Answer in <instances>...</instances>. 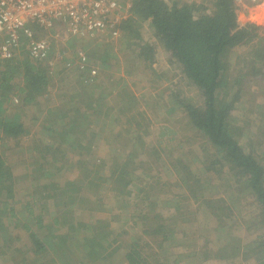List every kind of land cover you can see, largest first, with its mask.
<instances>
[{"label": "trees", "instance_id": "obj_1", "mask_svg": "<svg viewBox=\"0 0 264 264\" xmlns=\"http://www.w3.org/2000/svg\"><path fill=\"white\" fill-rule=\"evenodd\" d=\"M33 28L35 38L45 36L43 30ZM117 32L125 70L114 83V95L100 92L94 100L88 97L86 112L66 106L45 108L39 123L32 119L39 124L35 132L39 135L29 137L35 153L21 149L22 136L28 134L21 112L31 105L43 109L37 98L48 99L50 66L27 55L0 62V259L8 264H179L184 254H175L173 248L182 247L177 235L185 237L183 228L194 222L188 207L195 205L196 209L204 206L215 225L198 231L200 245L196 251L191 247L188 254L192 255L184 258L199 264L212 260L264 264V110L244 113V103L255 95L248 96L243 89L246 84L264 83V26L233 0H131ZM158 51L179 80L171 83L170 91L160 95L154 107L163 111L168 122L179 116L200 136L202 159L193 158L205 178L195 176L179 154L168 167L177 177L172 185L186 193L185 205L171 195L158 198L167 193L165 184L148 171L152 164L164 162L159 146L145 142L156 124L155 109L143 107V95L137 99L120 85L128 76L155 73L152 65ZM118 52L106 55L102 64L118 60ZM15 77L19 85L12 82ZM81 92L74 95L85 94ZM15 96L21 106L5 115L4 104ZM254 104L250 102L249 109ZM92 119L99 120L98 128L104 130L101 139L109 150L105 162L95 158V145L91 149L89 142L93 137L88 141L84 134ZM159 123V135L167 136L168 128ZM14 146L20 148L14 151ZM28 150L33 154L28 155ZM152 156L157 161L150 162ZM16 167L25 171L23 176L14 175ZM19 179L31 184L28 196L35 201L12 210L9 204ZM106 196L111 199L108 207ZM241 202L254 207L246 217L238 209ZM49 205L54 211L45 224ZM32 206L39 208L34 217ZM95 211L104 216H92ZM119 222L121 229L116 232L112 226ZM10 227L22 229L26 246L14 245L20 238ZM135 227L138 232L127 235ZM217 231L224 244L213 249Z\"/></svg>", "mask_w": 264, "mask_h": 264}, {"label": "rangeland", "instance_id": "obj_2", "mask_svg": "<svg viewBox=\"0 0 264 264\" xmlns=\"http://www.w3.org/2000/svg\"><path fill=\"white\" fill-rule=\"evenodd\" d=\"M169 1V0H167ZM184 2H198L199 0H181ZM260 1V3L264 2V0H257ZM251 3L245 2L243 7H250ZM256 16V15H255ZM264 26V25H262ZM117 38H113L112 35L109 34H103L98 38L91 39V40H75V39H70L68 40L65 44L63 45H56L53 46L52 54L48 57V59L44 62H40L41 64L46 63L49 68V75L51 77V87L48 89V99L46 101H43L42 98L38 97L40 105L43 106V109L35 108L34 106H27L25 108V112H21V115L23 117V123H24V130L28 134H25L23 142H21V149L26 148V149H32V147H35L32 142V139L29 140V137L36 138L39 133L35 134L37 127L39 124H34V121L32 119L37 118V122L39 123L40 119H42L45 116V108H54V107H61V106H66L67 109L69 108H78L79 111L81 112H86L87 108H85L86 104H90L86 101L88 97H91L93 100L98 96V93L100 92H109L111 96L114 95V93L117 90V87L114 85L118 80V78L123 77L122 71L124 69V64L122 63L123 56L121 53L118 51V42L116 41ZM78 52L82 53L86 57L87 61V66L86 69L83 71H78V69L71 68L69 69L66 66V61H73L75 63L77 61L76 57L78 56ZM111 52H118L119 57L118 60H112L109 59L106 63V65L102 64V61L104 57ZM59 53L60 56L56 57L55 54ZM125 54V53H124ZM25 57L24 53H21L18 55L16 58H22ZM109 57V56H107ZM64 61L65 67L62 70V62ZM156 63L152 65L154 68L153 71L155 73H152V71H147L146 75L143 73H137L131 76H128L126 78H123L124 81H121L120 85H124L129 89L131 93H135L136 97L140 98L141 95L144 96L145 100L141 101V105L143 107H146L147 105L152 106L155 109V114L152 118V121L156 122V124H153L151 127V131L149 136L146 139V143H151L152 145L155 144L158 145L159 147L157 148L159 151V155H161L162 161L164 162L163 164L155 166L152 164L151 170L148 171V174L151 178L156 179L159 183L164 182L165 184V191L167 193H164L162 195H158V198L161 199H168L167 196L169 197L170 195L177 199L180 200V203L182 205L187 204L185 200H183L182 196H185L186 193L182 187L179 186H174L172 183L175 182L177 177L169 172L168 167L170 166V163L174 160V157L179 154L180 158L182 161L186 162L191 170L193 171L194 175L201 178H205L204 172L201 170L200 164L197 162V160H194V156L197 157L199 160L202 159V154H201V149H199V144H200V136H198L195 132L192 131V129L183 122L182 119H179L175 116L176 119L174 121H169L167 120V117L163 115V111L160 109L157 112V109L154 107L155 103L160 100L159 96L168 93L171 89V83H177L179 80V76L176 74V70L172 67H168V64L165 63V58L162 54V51H158V54L156 55ZM92 67L94 68V73L89 71V68ZM1 70V69H0ZM56 72V73H53ZM157 77H156V75ZM160 74V75H159ZM86 77H89L87 79ZM85 79V80H84ZM13 83L19 85L20 84V79L14 78ZM180 86V85H178ZM247 87H244L243 89L248 92V96L254 94L255 99L252 100H247L244 105L247 106V110L244 111V113L249 114V111L252 112H257L258 110L262 112L264 110V107L261 106L264 104V83L262 85L259 84L257 85H250L246 84ZM81 92L80 97L74 95L76 92ZM15 93V92H13ZM187 95L191 97L192 92L187 91ZM12 98V99H11ZM12 102H6L4 104V109L6 113L5 115H12L16 113V109H18L21 105L19 103V98L15 96L16 101L18 100V105L16 104L17 102L14 101V97H11ZM194 98V97H192ZM158 99V100H157ZM110 100V98H109ZM255 102L254 108L249 109L250 102ZM16 102V103H14ZM61 102L63 104H61ZM261 103V104H260ZM260 104V105H258ZM255 106H259V108H255ZM160 107V102L158 104V108ZM235 115H239L238 110L234 112ZM105 117V116H103ZM79 118V117H76ZM102 119V118H101ZM253 119V118H252ZM159 121L162 124H165L166 127L169 130V134L167 136L161 137L159 135L157 128V125L160 124ZM33 122V123H32ZM92 122V123H91ZM91 124L89 128L84 129V134L87 137L89 141V137H93L91 141L92 142V147L93 144L95 145V158L96 159H103L104 162L107 160V155H108V146L103 142L101 137H104V130H99L98 128V123L100 122L99 120H91ZM77 136L81 137L80 130H78ZM84 141L86 140H81L82 144H86ZM94 141V142H93ZM88 144V143H87ZM36 145H38L36 143ZM15 147V146H14ZM20 147H15L13 148L14 151H17ZM33 153H35V149L31 150ZM30 150L27 151V154H33L31 153ZM7 152V150H6ZM11 158L14 156L13 153L10 154ZM75 158V157H74ZM61 160L59 159L57 161V165L61 164ZM171 160V161H170ZM157 161L155 156L151 157L150 162H155ZM63 169L66 171L68 170V166H63ZM170 174H168V172ZM39 171V170H38ZM25 171L19 169L17 170V167L14 170V175L19 177V175L23 176ZM62 173L59 172L56 175V181L58 178V175ZM69 173V172H68ZM67 173L66 178H70V175ZM37 175H40L38 173ZM141 175H139L140 177ZM144 179V177H142ZM145 181H149V178L144 179ZM150 180L149 182H151ZM45 182H41L43 184ZM170 183L171 185H168ZM15 195L13 197V200L10 202V207L12 210L18 209L21 205L25 202H34V199H31L28 194L31 192L33 189H31V184L29 182H26V180H18L15 184ZM167 195V196H166ZM111 199L109 197H105L104 204L108 206L111 205L110 203ZM191 203V202H189ZM247 203V201L245 202ZM241 202L238 204V209L242 211L241 215L247 216L249 215L250 211L253 210L254 207H251L250 204H245ZM180 204V205H181ZM37 206H32L30 207L31 210V217H34L39 214V208H36ZM49 215L45 216L44 218L46 221L44 223H49L51 220V216L53 214L54 209L49 205ZM189 211H192L190 215H193L194 217V222L191 225L185 226L183 229L185 233V237L182 236V234H178L177 237L178 239H182L183 241L181 242L182 247L179 248H173L175 254H184V256L179 260V264H199L194 263L190 258H184L185 256L192 255L188 254L190 251L194 249V251L197 250V246L200 245V239L197 237L201 236L198 231L202 230L205 232L209 228H213L215 225V221L212 216H210L209 212L207 209L204 208V206H201L199 208H195V205H190ZM107 209V208H105ZM109 209V208H108ZM95 213H91L92 216L98 215L100 217L104 216L103 213H98L95 211ZM163 212V210H162ZM77 213V211H76ZM187 214V213H186ZM29 215V214H28ZM85 216L88 215V212L84 213ZM105 220V219H104ZM19 221L23 222L22 219L19 217ZM116 232H119L121 229L120 222L118 226L116 224H113L112 226ZM132 226L129 227H124L125 229H129ZM116 228V229H115ZM206 228V229H204ZM11 233L12 234H17L19 235L20 240L19 241H14V245L18 246H26L27 245V240H26V234L22 232V229H16L15 231L13 230V227H10ZM138 232V228L135 227L134 229L130 230L127 232V235L132 236ZM177 231L174 232L173 235H176ZM182 236V238H181ZM213 246H211L213 249L215 247H221L224 244V241L222 240L221 233L217 231L215 233L213 242ZM23 247H18L20 250H25ZM193 247V249H191ZM29 255V254H27ZM174 255V254H172ZM183 260L182 262H180ZM0 264H8L4 262L3 260L0 259ZM209 264H229L227 261H209Z\"/></svg>", "mask_w": 264, "mask_h": 264}, {"label": "built area", "instance_id": "obj_3", "mask_svg": "<svg viewBox=\"0 0 264 264\" xmlns=\"http://www.w3.org/2000/svg\"><path fill=\"white\" fill-rule=\"evenodd\" d=\"M242 6L261 5L257 0H233ZM131 0H0V62L24 53L40 63L52 54L53 46L70 39L91 40L103 34L117 38V27L128 15ZM45 36L35 38L34 28ZM56 57L60 54L56 53ZM77 61H66L71 69L83 71L86 57L78 52ZM89 71L93 75L94 68ZM14 101L16 99L14 98Z\"/></svg>", "mask_w": 264, "mask_h": 264}, {"label": "crops", "instance_id": "obj_4", "mask_svg": "<svg viewBox=\"0 0 264 264\" xmlns=\"http://www.w3.org/2000/svg\"><path fill=\"white\" fill-rule=\"evenodd\" d=\"M242 10L246 11L257 24L264 25V2L261 5L250 6L249 8L242 6Z\"/></svg>", "mask_w": 264, "mask_h": 264}]
</instances>
